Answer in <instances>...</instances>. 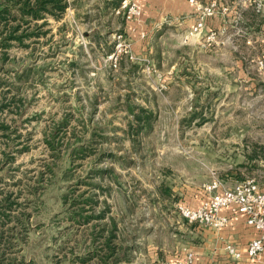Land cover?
<instances>
[{
    "label": "rangeland",
    "instance_id": "obj_1",
    "mask_svg": "<svg viewBox=\"0 0 264 264\" xmlns=\"http://www.w3.org/2000/svg\"><path fill=\"white\" fill-rule=\"evenodd\" d=\"M66 2L25 46L0 24V264L173 262L179 207L264 143V0H200L227 19L197 35Z\"/></svg>",
    "mask_w": 264,
    "mask_h": 264
},
{
    "label": "crops",
    "instance_id": "obj_2",
    "mask_svg": "<svg viewBox=\"0 0 264 264\" xmlns=\"http://www.w3.org/2000/svg\"><path fill=\"white\" fill-rule=\"evenodd\" d=\"M220 5L234 6V0H218ZM142 19L139 26V33H148L151 28L163 26H172L176 31H187L192 29L196 23V9L188 0H146L141 3ZM228 10L229 8L226 7ZM232 14V11H230ZM230 14H226L230 16ZM227 18L215 17L209 18L208 28L214 25L218 29H226L225 21ZM213 27V26H212ZM251 168L249 177H255L259 182H264V143H254L252 155L249 160L245 159L243 169L231 172L232 181L230 185L236 184L243 174L246 167ZM240 173V174H239ZM243 180V179H241ZM240 180V181H241ZM198 199H193L192 205H200L206 198L205 194L196 191ZM199 193V194H198ZM194 203V204H193ZM228 215L229 224L220 230L204 228L201 236L192 239L181 246L180 253L171 257V260H184L189 253L193 257V264H264V254L256 261L250 260L246 255V248L249 242L259 236V232L249 226L244 215L231 213L230 209L222 211ZM228 245H232L242 252L243 257L235 260L226 250Z\"/></svg>",
    "mask_w": 264,
    "mask_h": 264
},
{
    "label": "built area",
    "instance_id": "obj_3",
    "mask_svg": "<svg viewBox=\"0 0 264 264\" xmlns=\"http://www.w3.org/2000/svg\"><path fill=\"white\" fill-rule=\"evenodd\" d=\"M146 0H123L122 8L128 10V17H138L141 14L140 2ZM196 9V23L190 31V35L200 34L205 28L209 18L219 13L217 2L202 5L200 0H188ZM227 11L226 8L222 9ZM207 195L200 206H180V213L191 224L220 230L229 222V216L224 215V209H230L231 213H239L246 217L249 226L259 232V236L251 240L246 248L247 257L256 261L264 254V182H259L255 177H246L232 186L225 185L221 180H215L205 186ZM227 252L235 259L243 257L242 252L236 247L228 245ZM164 264H193V257L189 255L184 260H177Z\"/></svg>",
    "mask_w": 264,
    "mask_h": 264
},
{
    "label": "trees",
    "instance_id": "obj_4",
    "mask_svg": "<svg viewBox=\"0 0 264 264\" xmlns=\"http://www.w3.org/2000/svg\"><path fill=\"white\" fill-rule=\"evenodd\" d=\"M67 7L66 0H5L3 4H0V24L3 22L7 24L8 17L13 18V27L7 28L9 36L5 40L8 42L13 40V42L25 46L28 39L39 37V33L34 30L28 32V29L35 28L37 30L40 27L37 23L39 20L45 19L46 15L58 18L66 11ZM45 23L43 22L41 26ZM103 216L104 214L100 217L103 218ZM116 228L117 225L112 220L111 233L113 237H115ZM110 241L111 239H108L107 248L113 252L114 248L110 246Z\"/></svg>",
    "mask_w": 264,
    "mask_h": 264
}]
</instances>
